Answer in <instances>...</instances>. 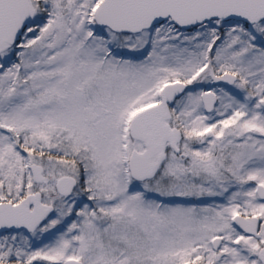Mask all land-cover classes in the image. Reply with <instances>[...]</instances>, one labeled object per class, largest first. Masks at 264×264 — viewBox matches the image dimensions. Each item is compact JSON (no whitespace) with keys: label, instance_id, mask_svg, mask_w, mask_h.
<instances>
[{"label":"snow or ice","instance_id":"obj_1","mask_svg":"<svg viewBox=\"0 0 264 264\" xmlns=\"http://www.w3.org/2000/svg\"><path fill=\"white\" fill-rule=\"evenodd\" d=\"M0 264H264V0H0Z\"/></svg>","mask_w":264,"mask_h":264}]
</instances>
